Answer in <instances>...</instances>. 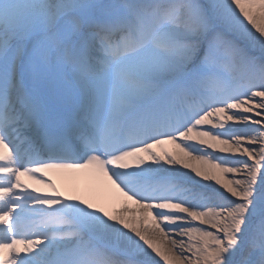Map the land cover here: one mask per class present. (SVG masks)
Here are the masks:
<instances>
[{"label":"snow or ice","instance_id":"obj_1","mask_svg":"<svg viewBox=\"0 0 264 264\" xmlns=\"http://www.w3.org/2000/svg\"><path fill=\"white\" fill-rule=\"evenodd\" d=\"M0 264H264V0H0Z\"/></svg>","mask_w":264,"mask_h":264},{"label":"bare ground","instance_id":"obj_2","mask_svg":"<svg viewBox=\"0 0 264 264\" xmlns=\"http://www.w3.org/2000/svg\"><path fill=\"white\" fill-rule=\"evenodd\" d=\"M53 180L57 183V186L60 187L62 186V178L60 176L57 175H53Z\"/></svg>","mask_w":264,"mask_h":264}]
</instances>
